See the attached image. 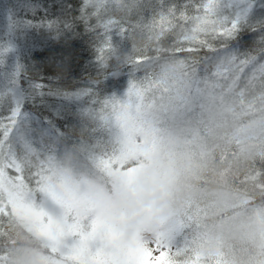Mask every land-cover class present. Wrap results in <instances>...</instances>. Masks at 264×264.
<instances>
[{"label":"trees","instance_id":"16d2710c","mask_svg":"<svg viewBox=\"0 0 264 264\" xmlns=\"http://www.w3.org/2000/svg\"><path fill=\"white\" fill-rule=\"evenodd\" d=\"M228 1L226 18L236 4ZM207 2L0 0V164L15 150L24 179L23 188L7 189L39 201L46 181L58 179L56 170L45 176L61 148L79 160V171L89 165L101 178L89 171L86 179L115 194L111 172L145 159L119 161L127 150L112 138L107 116L117 109L107 98L118 92L123 100L138 89L136 100L148 109L141 105L132 121L163 139L156 171L170 179L160 187L152 225L162 229L161 253L152 263L140 242L148 254L143 263L264 264V0H242L250 14L235 28L231 19L204 21ZM168 8L170 27L151 37L156 15ZM122 30L113 62L103 47ZM130 160L136 163L126 168ZM168 223L179 226L173 237L182 249L175 254L163 243L173 238L163 232ZM52 250L16 215L7 191L0 264L65 258Z\"/></svg>","mask_w":264,"mask_h":264},{"label":"rangeland","instance_id":"374dc122","mask_svg":"<svg viewBox=\"0 0 264 264\" xmlns=\"http://www.w3.org/2000/svg\"><path fill=\"white\" fill-rule=\"evenodd\" d=\"M233 1L236 2L233 7L234 14L232 11L229 18L225 17V10L231 2L228 0H210L207 2V8L204 9V21L207 20L206 22L212 24L214 21H218L216 24L219 25L231 19L229 24L235 25L239 19L250 14L249 11L245 14L246 9L240 5L243 4L242 0ZM169 8L166 10L168 11L166 12L167 16L162 13L156 15L157 18L155 17L156 20L151 26L154 29L151 37H155V34L170 27ZM215 30L216 32H223L220 27ZM123 35H127L124 30L117 35L115 42L110 43L112 39H108V44L103 47V51L109 53L114 60L113 62L119 60V57L114 56V54L118 46L116 42L122 41ZM173 62L177 70L181 65L177 61ZM117 96L107 98L111 106L117 109L116 113L107 116V119L114 128L112 138L115 140L119 138L124 144L121 145L127 150L121 155L119 161L123 162L129 157L142 156L145 163L127 171L111 172L115 176L113 178L115 194L110 195L107 190L106 193L101 185L91 183L86 179L85 175L89 171L91 176L96 177V181L101 178L95 175L96 171L89 165L82 167L85 169L79 171L78 169L81 167L79 160L61 148H57L53 152L48 167L51 168V171L45 176V179L50 177L56 170L55 175H58V179L54 182L52 180L46 181L45 189L43 188L44 193L41 192L39 201H36L37 197L28 198L30 197L28 191L23 192L18 189L17 192L14 190L13 193L7 189L9 188L8 183H12L9 180V173L15 177L16 187L24 181L21 174L23 168L21 158L15 150L11 149V155L0 164V188L6 193L8 191L11 195L13 211L25 225L41 237L50 250L53 249L56 254L65 256V258L57 255L48 256L42 264H45L47 260H52L51 264H145L143 260L149 253L152 256L154 251L161 253L156 248V243L162 236L159 232L162 229L157 225L156 228L152 225L159 221L156 217L158 214L155 213L158 212L162 201L160 187L170 181L169 173L161 177L156 171V167L162 166L161 163H163L159 149L163 139L154 134L148 125H145L144 128L140 123L137 124L132 121L138 108L141 105L145 106L141 98L136 100L141 96L138 89H135L131 95L125 94L123 100L118 92ZM56 163L61 164L59 169H56L57 166L52 167ZM38 166H41L40 162ZM78 171L80 177L77 179L76 173ZM38 172H41L39 175L43 174L42 169ZM6 181L8 183H5ZM73 196L79 199V204L74 208V212H82L83 214L75 216L70 214L71 221L69 215L65 220L63 218L65 209L58 201L67 203ZM39 210L50 214L52 220H49L48 215L36 216L35 211ZM171 218L167 215L166 219L170 220ZM74 221H78V226L72 229L70 225H73ZM93 224H96L95 230L92 227ZM87 227L88 230H86ZM178 229L179 226L171 224L170 227L168 223L163 232L170 231L168 238H172ZM174 238L169 243L167 240H164L163 243L168 244L167 249L175 254L180 252L182 247L175 244ZM140 242L146 244L148 254L143 253ZM159 256L160 254L153 256L151 262H155L154 260Z\"/></svg>","mask_w":264,"mask_h":264},{"label":"snow or ice","instance_id":"6c2138e0","mask_svg":"<svg viewBox=\"0 0 264 264\" xmlns=\"http://www.w3.org/2000/svg\"><path fill=\"white\" fill-rule=\"evenodd\" d=\"M233 27L235 28V25H233ZM5 171H7V169H5ZM9 180L12 181V183H8V181H6L5 183H8V187L9 188H14L15 185V177H13L11 175V173H9ZM20 188H23V184L19 185ZM6 193L4 192L3 189H0V201H3L5 198ZM58 203H60L63 208L65 209L63 212V218L66 220L68 215L72 214V215H82V212H74V208L79 204V199L76 196H73L71 198V200L67 203L63 202V201H58ZM35 215L39 216V217H43L45 215L49 216V220H52V216L50 214L45 213L43 210H39V211H35ZM78 226V221H74L73 225H70V228L75 229ZM93 229L95 230L96 224L92 225ZM160 253L158 252H153V256L159 255ZM158 264H163V261L158 262Z\"/></svg>","mask_w":264,"mask_h":264},{"label":"clouds","instance_id":"9594fccd","mask_svg":"<svg viewBox=\"0 0 264 264\" xmlns=\"http://www.w3.org/2000/svg\"><path fill=\"white\" fill-rule=\"evenodd\" d=\"M135 163H136L135 161L130 160V161H128V163L125 165V167L127 168V167H130V166H133ZM182 195H183L182 193L179 194V197H178V198H182Z\"/></svg>","mask_w":264,"mask_h":264}]
</instances>
